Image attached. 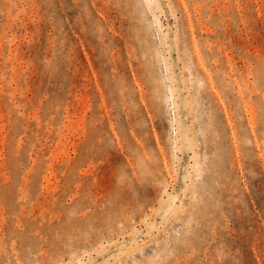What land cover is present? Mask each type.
<instances>
[{
  "label": "rangeland",
  "instance_id": "1",
  "mask_svg": "<svg viewBox=\"0 0 264 264\" xmlns=\"http://www.w3.org/2000/svg\"><path fill=\"white\" fill-rule=\"evenodd\" d=\"M0 264H264V0H0Z\"/></svg>",
  "mask_w": 264,
  "mask_h": 264
}]
</instances>
